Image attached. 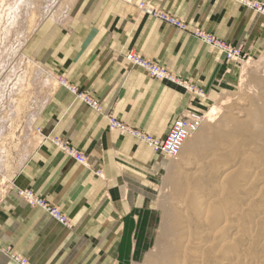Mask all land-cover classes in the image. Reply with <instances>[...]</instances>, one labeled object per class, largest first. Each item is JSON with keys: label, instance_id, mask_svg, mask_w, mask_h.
<instances>
[{"label": "crops", "instance_id": "obj_1", "mask_svg": "<svg viewBox=\"0 0 264 264\" xmlns=\"http://www.w3.org/2000/svg\"><path fill=\"white\" fill-rule=\"evenodd\" d=\"M142 3L243 54L256 55L264 44V14L234 0H80L69 25L32 37L35 63L68 87L55 89L36 118L39 146L12 180L4 183V177L0 264H16L13 255L31 264H123L122 252L137 250L143 231H155L168 163L141 140L111 130L109 119L163 140L179 117L207 110L217 93L234 88L236 64L192 34L145 15ZM129 54L165 68L178 82L153 79L127 60ZM74 91L96 100L101 112ZM62 146L88 163L79 164ZM23 192L46 200L71 227L30 206Z\"/></svg>", "mask_w": 264, "mask_h": 264}, {"label": "rangeland", "instance_id": "obj_2", "mask_svg": "<svg viewBox=\"0 0 264 264\" xmlns=\"http://www.w3.org/2000/svg\"><path fill=\"white\" fill-rule=\"evenodd\" d=\"M11 2L12 0H5L4 5H0V14L1 9L3 13L8 12ZM77 4L68 12L67 0H40V6L35 9L37 18L33 25L34 32L28 43L18 53L19 45L13 44L16 43V36L9 35L8 38L11 40L0 43V84L4 82L3 92L6 93L0 100V130L3 128L5 139L2 144L6 145L2 148L7 149H2L7 167L0 171V198L4 193L2 189L4 177L12 180L23 164L24 157L27 156L30 141L39 137L35 126L39 112L44 108L53 91L64 87L62 84L64 81L54 79L35 63L29 48L31 38L44 34L47 29L55 25L63 27L69 25ZM18 12V9L15 10L13 15ZM22 13L19 12L20 16L17 15V18L19 21L22 18L25 22L27 17ZM26 26L28 24H23V28H27ZM227 45L237 50L240 55L237 61H231L228 60V55L223 53L227 63H234L240 68V74L234 82L235 86L228 92L217 93L209 102L208 109L201 111L205 115L204 124L201 130L187 141L181 155L177 159L165 156L168 164L158 191L155 231H148L149 236L143 231V235L139 236L137 250L130 246V250L122 252L123 264L151 263L159 252L161 235H164L162 231H169L172 228L171 224L177 219L181 222L186 217L195 221L198 203L207 199V195L211 196L208 204L212 203L214 208L223 212L222 224L238 228V231H231L232 233L226 235L228 242L233 241L234 238L233 244L237 248L239 257L245 260L238 264H264V150L259 141L253 142L249 137L236 134L234 127L235 123L250 119L255 109L263 105L264 44L257 54L252 56L243 54L241 49L230 44ZM20 54H24L25 57ZM16 67L17 70L13 71ZM3 68L5 70L2 71ZM49 80L56 81L52 82V84L56 83V87L51 95L53 85ZM17 89L19 92L23 90L26 94L22 100L14 104L10 93ZM214 107H219V113L210 121L208 115ZM2 119L5 121L4 126L1 124ZM227 169H237L243 178L238 193L230 195L224 193L225 195L222 196V191L216 182H222L221 176H224ZM224 183L226 179L223 180L222 184ZM211 185L215 190L205 191ZM217 195L219 196L216 197ZM193 200L196 201L197 206L193 205ZM200 223L201 221L199 225ZM193 226L195 230L196 225ZM201 227L204 230L210 229L204 223ZM207 233L209 236L212 234L210 231ZM137 240L138 238H134L135 245ZM222 259V254L213 255L209 264H224L221 262ZM230 261L232 260L229 258L227 262Z\"/></svg>", "mask_w": 264, "mask_h": 264}, {"label": "bare ground", "instance_id": "obj_3", "mask_svg": "<svg viewBox=\"0 0 264 264\" xmlns=\"http://www.w3.org/2000/svg\"><path fill=\"white\" fill-rule=\"evenodd\" d=\"M77 1L78 0H67V3H68L67 11L68 12L73 8V6L76 4ZM250 1L256 2L252 0ZM4 2L5 0H1L0 5L3 6ZM39 3H40V0H12L11 4L9 5L8 12L3 13L1 9L2 15L0 14V43L11 40L10 38H8L9 35H12L14 37L16 36L17 38L16 43H13V44L19 45L17 49V53L19 50L22 49V47L26 45V43H28V40L30 39L31 35L34 32L33 25H34L35 18H37L35 9L37 8V6H40ZM239 4L243 5L241 3ZM17 9L19 12L21 13L23 12L22 13L23 16L27 17V20H25L26 23L22 21V18L20 21L18 20L17 15L19 12L13 15L15 13V10ZM19 16L20 15H18V17ZM3 17H5V19H3ZM23 24H28V26H26L27 28H23ZM20 56L25 57L24 54H20ZM20 63H22V61ZM3 70H5V68H3L2 71ZM16 70H17V67L13 69V71H16ZM49 82L52 84V82L54 83L56 81L49 80ZM52 85L53 86H51L50 95L52 91L54 90V88L56 87V83ZM4 86L5 84L4 82H2L0 84V100H2V98L4 97V94H6L5 91L3 92ZM10 94L13 96L12 103L15 104L16 101L22 100L26 93H24L23 90H20L19 92V90L17 89V90H13ZM262 101H263V105L255 109V113L253 112L250 119L237 122L234 124V127H235L236 134L241 135L243 137H249L250 140H252L253 142L254 140L259 141L260 145L262 146V150H264V97L262 98ZM218 113H219V107L217 108L214 107L208 115V117L210 116V121H212L213 117H215ZM1 124H3L4 126L5 121L3 120ZM2 130L3 128L0 130L1 131L0 132V144H2V141L4 143V139H5L3 136L4 131ZM40 139L41 138L36 137L30 141L29 146H28L29 148L27 152V155H28L27 157H29L33 153V151L36 149L39 141H41ZM3 145L5 144L1 145V150H0V155H1L0 156V171L5 170L7 167L6 158L5 156H2L4 155L2 149H6L5 147L2 148ZM185 145L183 146V148L185 147ZM24 161H25V157H24ZM222 168L223 166L221 167V170ZM237 169H227L226 172L224 173V176L223 175L221 176L222 182L224 179H226V183L222 184L221 181H220L221 183L216 182L220 188V191H222L221 193L222 196H224L225 194L230 195V194L238 193L239 189L241 188L240 184H241V180L243 177L241 176L240 173L237 172ZM5 179H6V182L4 181V183H7L9 179L6 177ZM214 190H215V187L211 185L205 191L213 192ZM219 195H217L216 197H218ZM204 197L206 198L205 195ZM207 197L208 198L204 199L203 202L198 203V206L196 205V201L193 200L194 204L193 203L192 204L198 207V209H196V212H195L196 214L195 221L192 219L188 220L186 217H184L181 222H179V220L177 219L173 221V223L171 224L172 228L169 229V231H162L164 235H161V242L158 247L159 252L154 256V259L149 264H187V263L209 264L211 263V256L213 255L218 256L219 254L223 255V259L221 262L222 263L224 262V264H238L240 261L243 260L241 257H239L240 255L237 252V248L233 244L234 238H233V241L228 242L227 236H226L231 231H238L237 230L238 228H236L235 226L232 227L226 224H222L223 223V220H222L223 212L218 208H214L212 203L208 204L211 201V196L207 195ZM37 208H40V207H37ZM225 218L228 219L227 216H225ZM198 221L199 222L201 221L200 225ZM194 222L198 224H195ZM203 223L206 226H208L210 229L204 230L203 227H201L203 226ZM193 225H196L195 230H193L194 228ZM209 231L212 232L210 236L208 235L209 233H207ZM229 258L232 260L230 261V263L227 262Z\"/></svg>", "mask_w": 264, "mask_h": 264}, {"label": "built area", "instance_id": "obj_4", "mask_svg": "<svg viewBox=\"0 0 264 264\" xmlns=\"http://www.w3.org/2000/svg\"><path fill=\"white\" fill-rule=\"evenodd\" d=\"M237 2L259 12L260 14H264V4L260 2H251L250 0H236ZM139 9L145 15L151 16L153 18L159 19L180 31L188 32L192 34L197 39L203 41L209 46L219 50L222 53H226L228 55V60L237 61L240 57L239 52L237 50L232 49L229 45L224 43L223 41L203 33L202 31L190 32L187 24L180 19H177L174 16L168 15L167 13L160 12L155 10L149 4H141ZM127 60L133 65L140 67L147 71L149 75L156 80L159 81H171L178 82L177 79L172 76L165 68L160 67L156 64L151 63L150 61L142 58L139 55L129 54L127 56ZM63 86H66V83H62ZM188 91L194 93L196 96L204 97L203 92H201L197 87L186 85ZM74 93H77L74 91ZM78 94V93H77ZM79 97L88 104L92 109L97 112H101V105L94 99L86 97L82 94H78ZM205 121L204 113H190L188 115L179 117L172 124L168 135L165 139L159 140L154 138L153 136L143 133L141 131L132 129L126 126L122 121L116 118H110V129L113 131H117L120 135H132L133 137L141 140L145 143L150 149H152L156 153H161L164 156H167L170 159H177L180 155L183 146L185 143L195 135L203 126ZM65 153H67L70 157H72L76 162L82 165H86L88 163L87 157L77 152L74 149L63 147ZM22 198L32 207H40L46 210L51 216L58 221L61 225L65 227H71V222L64 217V215L52 205H50L46 200L39 198L34 195L32 192H23L21 193ZM11 260L16 264H31L30 261L26 258H22L16 255L10 256Z\"/></svg>", "mask_w": 264, "mask_h": 264}]
</instances>
